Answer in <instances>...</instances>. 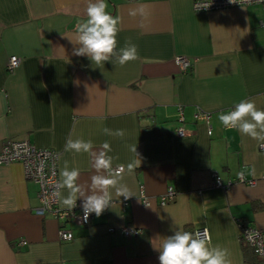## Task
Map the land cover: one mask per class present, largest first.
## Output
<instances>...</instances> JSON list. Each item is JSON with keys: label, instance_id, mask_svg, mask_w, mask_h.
<instances>
[{"label": "crops", "instance_id": "0c3cea01", "mask_svg": "<svg viewBox=\"0 0 264 264\" xmlns=\"http://www.w3.org/2000/svg\"><path fill=\"white\" fill-rule=\"evenodd\" d=\"M89 2L0 0V147L13 139L56 151L59 181L65 161L80 170L81 206L97 173L89 154L65 151L67 140H91L93 152L108 141L113 167L136 159L129 150L136 145L141 165L121 181L134 196L113 190L111 207L86 226L66 223L73 238L60 241L59 222L34 213L37 184L20 163L0 164V264H159L155 247L164 237L198 226L208 229L211 246L229 250L231 264L253 261L244 257L238 222L264 231V142L227 129L218 115L244 99L264 109V8L195 11L192 0H107L119 18L117 51L131 42L139 58L97 67L73 55L79 45L70 41ZM139 6L145 14L131 15ZM12 55L19 64L7 70ZM176 56L190 67L183 71ZM200 111L208 121L196 118ZM178 126L185 135H175ZM105 127L125 136H106ZM212 173L232 184L211 186ZM241 173L253 183L239 182ZM168 186L175 195L159 204ZM127 227L136 232L124 234Z\"/></svg>", "mask_w": 264, "mask_h": 264}, {"label": "clouds", "instance_id": "9594fccd", "mask_svg": "<svg viewBox=\"0 0 264 264\" xmlns=\"http://www.w3.org/2000/svg\"><path fill=\"white\" fill-rule=\"evenodd\" d=\"M230 2L234 3V0ZM108 7L107 0H90L86 9V20L75 25L74 38L70 39L74 45H79L78 48L74 47L73 55L87 56L97 67L108 61L112 62L113 58L121 66L139 58L137 47L131 42H127L117 51L119 18L111 14ZM138 12L145 14V8L139 6L130 10L133 16ZM218 120L227 129H236L244 136L264 142V109H258L254 100H241L232 110L220 113ZM102 132L106 136H125L123 129L105 127ZM93 148L91 140L80 138L68 139L65 144V151L89 154L92 168L97 173L90 176L92 193L82 200L84 222H87L90 214L95 213L99 217L111 207L113 190L116 196H122L125 200L133 197L127 185L121 181L125 172L131 174L141 165L136 145H130L129 150L137 158L116 167H113V157L109 155L112 148L108 141L102 143L98 152H93ZM80 175L78 168H69L68 161H65L55 192L62 207L72 210L77 206V200L80 199ZM63 190H67V195L62 194ZM155 248L159 252V264H231L229 250L219 245L211 246V237L207 230L193 234L176 229L174 234L164 237L159 247Z\"/></svg>", "mask_w": 264, "mask_h": 264}, {"label": "built area", "instance_id": "2783aa9c", "mask_svg": "<svg viewBox=\"0 0 264 264\" xmlns=\"http://www.w3.org/2000/svg\"><path fill=\"white\" fill-rule=\"evenodd\" d=\"M251 4H259L264 8V0H234V3L230 2V0H192V7L195 11H213ZM260 27L264 30V20L260 22ZM175 62L183 71L187 70L191 65L189 59L184 56H176ZM18 64L19 58L12 55L7 61L6 68L7 70H12ZM196 118L208 121L209 113L200 111L196 114ZM207 132L210 134V129ZM174 133L176 136H183L186 131L182 126H178ZM260 148L264 149V143L260 145ZM12 162L20 163L25 178L37 184L39 204L34 208V213L41 217L52 216L59 222L58 238L60 241H69L73 238L72 230L65 226L66 223L71 222L79 226H86L90 223L93 213L89 215L87 222H84L82 206L77 205L74 209L69 210L59 205V198L55 195L56 186L59 182L58 153L56 151L51 148L37 147L26 140L6 139L0 147V164L6 165ZM212 178L211 186L213 187L228 189L232 184L230 180L223 182L215 173H212ZM238 181L247 184L253 183L252 180L246 181L243 177H239ZM174 195L175 189L173 186H168L159 195V204L167 203ZM140 199L143 205L149 204V199L143 190L140 191ZM108 230H113V228ZM205 230L208 232L205 226H198L194 228L193 234L203 233ZM135 232L132 227H127L123 231L126 235ZM238 232L240 240L251 249L255 257L254 261L244 262L243 264H264V231L254 225L239 221ZM25 243V240L19 241V244Z\"/></svg>", "mask_w": 264, "mask_h": 264}, {"label": "trees", "instance_id": "16d2710c", "mask_svg": "<svg viewBox=\"0 0 264 264\" xmlns=\"http://www.w3.org/2000/svg\"><path fill=\"white\" fill-rule=\"evenodd\" d=\"M255 207H256V204H255ZM186 231H187V229H186ZM191 233H193V232H191ZM242 247H243L244 257H247L249 255V253L251 256L253 255L252 257H254V254L252 253L251 249L246 244H244ZM254 259H255V257H254ZM254 259H253V261H254ZM245 262H252L251 258L245 259Z\"/></svg>", "mask_w": 264, "mask_h": 264}]
</instances>
